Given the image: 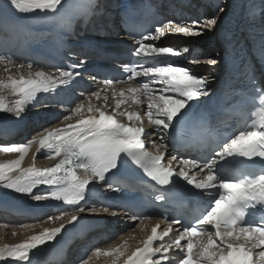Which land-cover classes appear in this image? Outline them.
<instances>
[{"label":"snow or ice","instance_id":"obj_1","mask_svg":"<svg viewBox=\"0 0 264 264\" xmlns=\"http://www.w3.org/2000/svg\"><path fill=\"white\" fill-rule=\"evenodd\" d=\"M14 9L21 13H32L40 11H55L62 4V0H9ZM223 12L224 9H219ZM216 18L191 20L185 24L168 21L155 29V36L159 38L165 33L182 36L202 35L205 30L211 31L216 25ZM150 36L152 33L149 34ZM144 37L136 41L138 47L135 51L137 57L154 59L159 56H183L189 49H174L171 47H154L143 43ZM5 58L0 56V61ZM190 63H198L197 60H190ZM84 61H81L83 64ZM207 63L215 65V59H210ZM18 67H23L19 65ZM31 68V65H28ZM128 73V81L143 77L147 82L136 84L128 89H121L116 95L123 97L128 91L134 98L146 97L147 117L160 133L170 127V122L186 106L187 102L197 99L202 95H207V78L197 77L192 74L191 69L178 66L173 63L156 67H143L138 71L136 67L125 66ZM78 72L57 70V75H46L43 71H37L35 78L12 80L11 83L22 94L23 99L18 101L14 108L7 111L14 112L17 117L24 111L26 101L34 99L39 91H47L49 87L57 83L63 84L67 80L78 76ZM160 83L163 87L153 88L151 84ZM105 91L112 88L113 81L103 82ZM115 92V89L112 88ZM93 96L99 98L100 92H94ZM107 100V96L104 97ZM138 103H143V99H137ZM125 103L124 99H117L115 108L119 109ZM84 105H78L74 110L75 123L66 127L53 128L47 130L46 134L39 139V144L43 148H51L52 155L48 159L58 158V162L52 167L37 168L35 165L22 169L19 167L21 160L14 161L15 171L10 168L11 174H6L4 166H0V184L13 191L33 194V189L39 185L56 186V190L44 195H33L36 200L59 199L71 205H78L85 197V192L93 181H104L106 173L117 166L118 157L121 153H127L131 159L152 178L160 184H167L169 178L179 174L188 180L198 189L218 190V198L204 215L200 225L185 229L174 241L177 248L181 247L180 241L187 235L198 236V227L211 226L215 229L214 234H207V242L195 245L189 242L184 252L182 264H254V249H259L258 256L261 264H264V223L250 224L242 223L240 220V206L250 201L264 202V174L254 177H246L238 181L220 180L213 170L211 163L199 164L197 160H184L181 162V170L174 173L172 161L177 157L172 156L167 164L163 163L167 145L157 144L152 141V148L145 145L142 135L144 127L139 125L140 118L136 116L137 124L124 123L117 119V115H127L129 120L136 115L133 112L115 111L108 113L102 107L88 106L87 116L78 115L82 112ZM0 110L3 104L0 103ZM65 120L73 119L72 116L64 117ZM164 137L161 135L160 139ZM27 145H11L5 151L15 150L20 153L27 151ZM38 150V151H40ZM220 157L240 155L243 157L264 158V120L253 121L244 130L239 131L225 144ZM35 159V157H34ZM199 168L196 174H190L188 167ZM19 173L18 175L16 173ZM79 172V174H78ZM203 173V175H200ZM15 177V178H13ZM111 187V186H109ZM70 213H63L61 216L48 217L49 220L60 222L56 228L44 229L37 235H33L29 240L18 245H5L0 247V262L11 260L28 261L29 251L44 245L59 234L66 224L76 222L80 219V214L85 212L84 207H73ZM90 214H109V207L92 208ZM118 215V213H111ZM133 220L138 217H131ZM172 231V224L169 223L162 234L157 233V228H152V234L143 240V247H137L126 256L123 264H166L168 261L169 249L173 244L164 245L153 249L154 241L163 240L164 236ZM217 238L219 244H217ZM215 245V247H214ZM194 247L201 249L194 252ZM115 251L119 256L125 253L121 248ZM101 249H97L99 254ZM7 253V257H5ZM158 255L159 260L153 261L151 257ZM90 259V258H89ZM88 264V261H83Z\"/></svg>","mask_w":264,"mask_h":264},{"label":"bare ground","instance_id":"obj_2","mask_svg":"<svg viewBox=\"0 0 264 264\" xmlns=\"http://www.w3.org/2000/svg\"><path fill=\"white\" fill-rule=\"evenodd\" d=\"M6 1L10 4L9 0ZM113 1L114 0H102L103 3L97 7L92 20L95 27H97L98 23H102L103 20H105L107 12H111L112 9L110 6ZM175 6L176 8L172 10L171 15L167 14V17H169L174 23H181L183 21L187 24L191 20L216 18L213 6L206 3L204 0H192L190 2L178 1L175 3ZM106 7L107 9H105ZM176 12H179V14H176ZM85 30L88 34L86 36L92 38H94L93 34L98 32L97 29L90 28L88 26H86ZM106 30H109V28ZM219 38L220 37L218 36L217 30L214 26L211 31L205 30L202 35L182 36L165 33L163 36L156 39L154 45L158 48L171 47L174 49H183L184 47H187L189 51L183 55L184 58L188 60L187 65L193 69V71L209 78V89L214 90L221 76L225 61ZM102 40L106 42L120 41V38L117 37V39H114V33L110 32L108 35H105ZM190 58L199 62L195 64L190 63ZM210 59H215L218 63L215 65L207 63ZM18 66L19 64H12L5 60L0 61V103L3 104L4 109L0 110V125L9 122L15 127H18L19 130H15V137H0V166H4L6 174H11L10 168L12 171H15L16 166L14 161L18 159L21 160L19 167L22 169L32 167L33 165L37 168L51 167L58 160V158L48 159L47 157L52 155L53 150L51 148H43L40 150L41 146L38 141L49 129L57 127L63 128L68 124L75 123L74 110L78 105H84L82 112L78 114L83 116L91 114L88 113L87 110L89 105H92L93 107H102L103 109H106L108 113H112L114 111L116 113L133 112L136 115L133 116L132 120H129L127 115L117 116L120 117L122 121H130L131 123H137L136 116H139V125L145 129L142 138L149 146H152L153 140H155L158 145L163 144L164 138L160 139V137L161 135L165 137V133H160L159 130L148 120L146 97L134 98L128 91H125L123 97L116 95V93H118L121 89L134 87L136 84L133 83L113 82L112 88L115 89V92H113L112 88L105 91V86L103 84L105 80L82 75L74 76L63 84L57 83L56 85L49 87L47 91L42 90L37 92L34 99L25 102L24 111L21 113V116L17 117L14 112L6 110L8 108H14L16 103L23 99L22 94H20L15 86L12 85L11 81L35 78V73L37 71H43L46 75H57V71H45L41 69H34L32 67L29 68L24 65L23 67ZM151 87L160 88L159 86ZM78 88L83 89V91L86 90V92H78L76 90ZM88 91L91 93L87 94ZM94 92H100V97L97 98L93 96L92 94ZM76 94H79V97H76ZM105 96H107V100L104 99ZM117 99L125 100V103L122 104L119 109L115 108ZM137 99H143V103H138ZM66 116H72L73 119L65 120L64 117ZM56 117H58V119H56ZM22 144L28 146L27 151L24 153H20L15 150H4L8 146H18ZM175 164L181 166V162H175ZM187 169H189L192 173L199 172V168H191L189 166ZM16 174L18 175L19 173L17 172ZM0 188L6 187H4L3 184H0ZM33 195L44 194L36 192L28 194L21 199V201L25 204L24 209L21 210L25 212H32L33 216H16L13 208L7 205H0V247L24 243L33 235L39 234L44 229L56 228L60 226L59 221H49L44 218L43 212H50L53 214L56 213L53 208L45 206V202L47 200L33 199ZM30 201L36 204V210H31L27 207V204ZM89 210L90 208L87 207L84 212V214H86L89 218V222H97V228L105 225L104 223L100 224L98 221L99 217L105 218L103 214L100 216H94V214H90ZM113 212L121 213L119 214L120 216L123 214L125 216L123 219L124 221L126 220L127 222L135 223L134 220L131 219L133 216L127 215L126 212L109 211V214ZM61 215L62 214H59L58 216ZM115 217H117V215H111L110 219ZM110 219L107 220L105 227L103 226L94 233L92 232L90 234L82 235L81 233H77V230L72 229L70 235L73 236V241L70 248V254L65 260L57 262L48 254L43 256L40 255L39 252L41 250H45L46 245H48L47 242L44 245L38 246L36 249L30 250L28 261L10 259L7 264H83V261L85 260L88 261V264H121V262L126 259V256L132 251H135V247L141 244L145 239L146 231L148 230L151 222H141L139 224V229L136 230L134 236L132 234L126 236L128 240L127 243H123L120 238V240H116V242H111V249L107 250L109 247L107 248L106 245H108V243L110 244L107 240L111 236L110 232H108L111 228L108 224L112 221ZM70 224H66L64 228L65 231L70 230L67 228ZM99 234L105 236L99 237ZM179 236L180 235L168 238L165 242H163L164 245L173 244V246H175L174 238ZM197 242L198 245L202 242L206 243L207 236L197 239ZM87 243H90L89 247H86ZM95 245H97L95 249H101V252L97 254L95 250L90 259L84 260L88 250L91 247L93 248ZM181 247H183V244ZM74 248H76V251L72 253ZM116 248H121L125 255L119 256L115 251ZM199 251H201V249L198 247L194 250L196 253ZM254 251L256 256L259 257V249H254ZM108 252L111 257L106 260L105 255H107ZM7 255L8 254L5 253V257H7ZM255 260H257L256 263L261 264V261H259L258 258ZM0 264H5V262H0Z\"/></svg>","mask_w":264,"mask_h":264},{"label":"rangeland","instance_id":"obj_3","mask_svg":"<svg viewBox=\"0 0 264 264\" xmlns=\"http://www.w3.org/2000/svg\"><path fill=\"white\" fill-rule=\"evenodd\" d=\"M78 92H80V90H78ZM86 92V91H85ZM88 93H91L90 91H88L87 92V94ZM37 118V117H36ZM56 119H58V117H56ZM94 205H91V207H93ZM105 215V214H104ZM56 216H58L57 214H53V213H50V212H44V218L46 219V220H49L48 219V217H56ZM110 216H111V214H108L106 217H107V220L108 219H110ZM109 217V218H108ZM125 217L122 215L121 217L118 215L117 217H115V218H111L110 220H112V221H110L108 224L111 226V228H110V230H109V232H110V237H109V239L107 240V242H110V244L108 243V245H106V247L108 248L109 247V249H107V250H110L111 248H110V246H111V242H116V240H120V238H121V240H122V242L123 243H127V235H130V234H132L133 236L135 235V232H136V230H138L139 229V222H136V221H134L135 223H132V222H127L126 220L124 221L123 219H124ZM120 219V220H119ZM32 220H34V219H32ZM50 221V220H49ZM105 235H100L99 234V237H104ZM126 238V239H125ZM121 242V243H122ZM87 245V244H86ZM119 245H120V242H119ZM97 245H95L93 248L91 247L89 250H88V252H87V254H86V256H85V258H84V260L85 259H89L90 257H91V255L95 252V247H96ZM86 247H89V246H86ZM111 257V255L109 254V252L107 253V255H105V259L107 260V259H109ZM170 263V262H169ZM171 264H180V263H177V262H175V261H173Z\"/></svg>","mask_w":264,"mask_h":264}]
</instances>
